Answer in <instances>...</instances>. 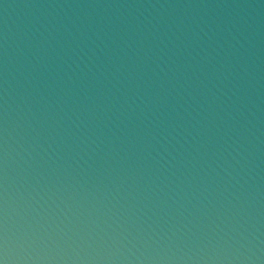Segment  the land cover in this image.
I'll use <instances>...</instances> for the list:
<instances>
[{
    "label": "water",
    "instance_id": "95a60500",
    "mask_svg": "<svg viewBox=\"0 0 264 264\" xmlns=\"http://www.w3.org/2000/svg\"><path fill=\"white\" fill-rule=\"evenodd\" d=\"M0 264H264V0H0Z\"/></svg>",
    "mask_w": 264,
    "mask_h": 264
}]
</instances>
